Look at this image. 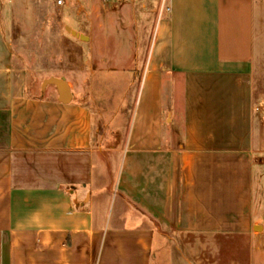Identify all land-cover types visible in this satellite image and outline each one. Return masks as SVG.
<instances>
[{
    "label": "crops",
    "instance_id": "obj_1",
    "mask_svg": "<svg viewBox=\"0 0 264 264\" xmlns=\"http://www.w3.org/2000/svg\"><path fill=\"white\" fill-rule=\"evenodd\" d=\"M10 1L0 0V264H154L172 233L247 236L249 264H264V0H161L147 56L133 60L127 124L116 114L103 124L98 103L62 102L45 85L53 77L31 89L37 76L7 38ZM101 20L104 39L136 58L128 32Z\"/></svg>",
    "mask_w": 264,
    "mask_h": 264
},
{
    "label": "rangeland",
    "instance_id": "obj_2",
    "mask_svg": "<svg viewBox=\"0 0 264 264\" xmlns=\"http://www.w3.org/2000/svg\"><path fill=\"white\" fill-rule=\"evenodd\" d=\"M160 3L68 0L59 7L54 0H11L7 5L13 18L7 38L15 58L37 76V82L29 84L31 89L39 92L49 77L62 79L75 99L91 106L99 104L107 111L103 124L115 114L119 123L127 124L141 72V67L133 69V60L140 65L147 56L158 20L155 9ZM102 16L113 27L128 32L134 49H138L133 51L136 58L119 52L115 35L104 39ZM67 27L82 31L87 38L73 36ZM103 59L107 62L101 65ZM258 86L264 99V82ZM249 245L247 236L172 233L168 241L155 243L154 264H249Z\"/></svg>",
    "mask_w": 264,
    "mask_h": 264
},
{
    "label": "water",
    "instance_id": "obj_3",
    "mask_svg": "<svg viewBox=\"0 0 264 264\" xmlns=\"http://www.w3.org/2000/svg\"><path fill=\"white\" fill-rule=\"evenodd\" d=\"M67 30L71 32V34L77 38L85 39L84 36H80L76 31L72 30L71 28L67 27ZM52 84L56 85L60 92V100L64 103H68L72 100V92L69 88L68 84L62 80L57 78L49 79L45 85Z\"/></svg>",
    "mask_w": 264,
    "mask_h": 264
},
{
    "label": "built area",
    "instance_id": "obj_4",
    "mask_svg": "<svg viewBox=\"0 0 264 264\" xmlns=\"http://www.w3.org/2000/svg\"><path fill=\"white\" fill-rule=\"evenodd\" d=\"M57 6H63L66 3V0H55ZM166 10L169 12L170 8L166 7Z\"/></svg>",
    "mask_w": 264,
    "mask_h": 264
}]
</instances>
